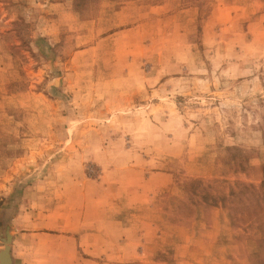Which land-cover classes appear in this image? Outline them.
<instances>
[{"label": "rangeland", "instance_id": "1", "mask_svg": "<svg viewBox=\"0 0 264 264\" xmlns=\"http://www.w3.org/2000/svg\"><path fill=\"white\" fill-rule=\"evenodd\" d=\"M53 207L86 264H264V0H0V234Z\"/></svg>", "mask_w": 264, "mask_h": 264}, {"label": "crops", "instance_id": "2", "mask_svg": "<svg viewBox=\"0 0 264 264\" xmlns=\"http://www.w3.org/2000/svg\"><path fill=\"white\" fill-rule=\"evenodd\" d=\"M23 216L26 213L17 212L9 218L10 264H86L91 261L81 253H93L101 231L87 229L84 217L66 214L56 207L29 216V222L24 225L20 221Z\"/></svg>", "mask_w": 264, "mask_h": 264}, {"label": "water", "instance_id": "3", "mask_svg": "<svg viewBox=\"0 0 264 264\" xmlns=\"http://www.w3.org/2000/svg\"><path fill=\"white\" fill-rule=\"evenodd\" d=\"M2 234V235H1ZM0 234V239L2 242V247L0 248V264H10L11 256H10V241L11 234L9 233V226L6 225L3 233Z\"/></svg>", "mask_w": 264, "mask_h": 264}]
</instances>
